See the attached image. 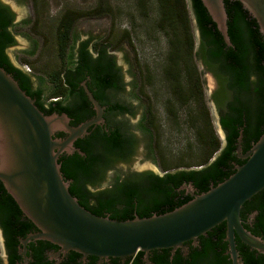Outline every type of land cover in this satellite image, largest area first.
Returning <instances> with one entry per match:
<instances>
[{
	"label": "trees",
	"instance_id": "obj_1",
	"mask_svg": "<svg viewBox=\"0 0 264 264\" xmlns=\"http://www.w3.org/2000/svg\"><path fill=\"white\" fill-rule=\"evenodd\" d=\"M139 3L141 7L145 6V0H139ZM224 3L228 16V35L232 46H227L223 42L215 23L211 20L201 0H190L203 39L201 48L206 51L204 57L210 67L213 66V63H218L220 66L218 69L226 70L227 73L230 72L229 75L231 76L229 77L233 80V85L238 84L239 87L248 88V95H251L252 101L257 104L256 110L263 109L264 112V41L262 35L255 19L239 1L224 0ZM157 4L159 6L158 26L163 30H168L171 34L168 65L164 73L170 81L172 93L174 96L182 98V88L186 80L190 89L192 86H196L198 97L201 99V83L196 67L192 62L195 46L194 37L190 30L187 1L157 0ZM108 13L107 2L99 0V3L90 10L80 12L67 9L61 14L56 28V43L58 55L63 61V65L60 69L48 74V79L52 83V91L48 96H45L44 90L41 87H34L30 75L23 69L16 67L6 53V48L15 43L14 35L10 30L14 25V15L8 6L0 2V66L18 81L20 87L28 95L35 99L40 110L45 114L65 112L71 118L70 124L72 125L87 120L91 113L89 112L91 103L84 93L74 103L67 101L76 90L79 81L87 77L89 79L86 85L100 104H108L110 109L116 112H129L130 109L127 105L121 104V101L113 100V93L122 90L124 83L121 71L114 57L108 51L111 47L108 37H104L92 45H90L89 40H82L75 50L68 52L73 42L74 25L79 19L100 17ZM123 36L122 41L125 40L133 49L126 31ZM183 50L191 60V65L182 59ZM249 53L252 55L251 66L246 62ZM237 64L238 66H236ZM251 69L258 75V80L250 85L247 79ZM244 108L249 111L248 108L250 107L246 105ZM151 113V108L148 105L141 121V131L150 136L155 134ZM238 116L236 112L233 118L224 121L225 126L230 127L229 142L210 162L209 159L213 157L212 155L221 145L220 140L213 135L208 120V132H200V130L197 132L198 141L204 149L205 156L196 166L206 164L202 168L189 166L172 170L161 161V167L164 171L162 176L150 172L145 176L143 173H126L122 176L116 175L109 186L99 188V185L104 181L106 172L112 169V163L126 159L130 155L133 137L127 136L123 132V128L116 126L111 137L108 138L106 133L97 127V124L90 126L88 133L74 143L84 154L63 153L59 158L60 169L63 177L71 180L70 193L78 199L83 207L96 215H108L112 219L125 220L133 218L134 215L148 217L152 214H161L191 199L189 197L178 198L176 188L183 182L192 181L195 187L206 191L208 188L206 184L209 179L218 178L219 180L214 183L216 185L230 175L225 168L227 161L234 157L235 143L241 131H238L239 128L235 126V123L240 122ZM261 123H264V115L258 121L256 129L261 128L259 126ZM124 126H126L125 123ZM244 130L241 131L242 135ZM248 134L242 138L253 139L252 142L260 136ZM57 136H63V133L60 132ZM137 175L141 177L136 178ZM262 200L264 201V199ZM20 216L23 217V214L18 205L0 182V227L8 244L14 242L15 234L19 232L17 226L21 223L19 222ZM25 219L28 220L26 217ZM223 234L221 233V235ZM207 244V242L203 243L204 253L202 252V255L206 254V250L211 251L209 244L208 246ZM204 247L208 249H204ZM156 251H160L162 254H159V257L154 254L151 259L153 263L169 264L167 257L171 253L169 252L170 249L153 250L154 253ZM175 251L174 256L181 259L180 251L178 249ZM70 252L73 261H64L61 264H79L74 259H77L80 254L75 251ZM189 255L193 257L194 261L199 259L200 249H191ZM88 257L91 260L87 264H95L97 258ZM173 262L174 264H182L177 259ZM0 264H2L1 257ZM101 264H144V261L142 252L138 251L134 256L128 257L125 262H121L118 258H110L108 262Z\"/></svg>",
	"mask_w": 264,
	"mask_h": 264
},
{
	"label": "water",
	"instance_id": "obj_2",
	"mask_svg": "<svg viewBox=\"0 0 264 264\" xmlns=\"http://www.w3.org/2000/svg\"><path fill=\"white\" fill-rule=\"evenodd\" d=\"M253 17L264 41V0H236ZM223 42L232 46L228 35L224 0H201ZM191 7V5H190ZM192 9V8H191ZM94 116L77 125L70 124L65 113L45 114L35 99L23 90L18 81L0 66V182L18 205L22 214L37 231L21 243L43 240L58 247L51 255L59 264L60 255L75 251L85 260L97 258L98 263L128 257L142 252L148 262L152 250L186 251L184 243L206 234L225 222V240L233 264L241 262L235 236L264 253V244L246 231L240 219L244 202L264 188V128L258 139L242 154L241 131L236 140L238 158L245 161L235 166L228 177L208 190L194 194L191 183L183 185L193 197L174 209L125 220L100 216L83 207L69 191L70 179H65L60 156L84 153L74 143L88 133V128L104 123L103 107L82 83ZM63 136H57L58 133ZM3 243L0 228V244Z\"/></svg>",
	"mask_w": 264,
	"mask_h": 264
},
{
	"label": "rangeland",
	"instance_id": "obj_3",
	"mask_svg": "<svg viewBox=\"0 0 264 264\" xmlns=\"http://www.w3.org/2000/svg\"><path fill=\"white\" fill-rule=\"evenodd\" d=\"M187 1L190 30L197 51L198 28L194 13ZM9 7L14 15L11 32L15 43L6 48L11 62L29 73L35 87H41L45 96L52 91L48 74L58 70L63 61L58 55L56 28L61 14L67 10L84 12L94 8L99 0H0ZM109 13L100 17L79 19L73 29V42L70 50H75L82 40L92 43L108 37L109 53L119 67L124 88L114 94V98L131 104L133 115L120 117L126 126H133L140 118V108L150 106L157 131L152 136L139 131L136 135V147L127 161H114L112 169L106 172L99 188L109 186L116 175L122 176L134 171L153 170L160 172L157 160L163 161L172 170L178 168H198L196 166L205 156L198 141L195 112L198 101L194 98L184 105L172 93L169 79L165 76L170 51V32L158 26L159 6L157 0H145L141 7L139 0H105ZM128 33L133 49L125 42L123 35ZM91 48V47H90ZM92 51V49H90ZM182 59L190 65V59L183 50ZM27 62V63H26ZM192 62L202 73L205 89V103L209 106L213 126L221 138L216 124L217 115L210 102L216 81L206 71L197 54ZM201 112V107H200ZM1 248V246H0ZM1 251V249H0Z\"/></svg>",
	"mask_w": 264,
	"mask_h": 264
},
{
	"label": "flooded vegetation",
	"instance_id": "obj_4",
	"mask_svg": "<svg viewBox=\"0 0 264 264\" xmlns=\"http://www.w3.org/2000/svg\"><path fill=\"white\" fill-rule=\"evenodd\" d=\"M196 21V19H195ZM197 28H198V35L197 36V41H198V47L197 51H195V55L199 57L201 63L206 67V71L210 72L213 76V78L216 81V85L214 90L211 93V104L214 108V111L217 115V120L216 124L219 127V131L221 133V138L218 137V132H216L214 128V124L212 122L211 115L213 112L210 111L209 106L206 105L205 103V89H204V80L202 78V73L197 70L196 72L199 75V80L201 83V93L202 97H198V93L196 91V86H192V89H190L188 81L185 80V84L182 88V98L176 97L181 103L186 105L190 99L194 98L196 101H198V107L197 111L195 112L196 115V120H194V124L197 123L198 119L201 120L202 125L198 128L197 132L200 130V132H208V123L207 120L209 121V126L210 129L213 132V135L217 136L218 139L220 140V147L219 149L212 155L209 159V162L213 160L216 155H218L225 146H227L229 140V128L226 127L224 124V121L230 118H233L236 114L238 113V117L240 119V122L235 123V126H237L239 129L238 131L244 130V133L242 136L245 134L249 133L248 135H260L262 133L264 123L259 124L261 127V131L259 132L260 129H256V126L258 125V121L261 120L263 117L264 113L263 109L256 110L257 104H255L252 101L251 95H248V88H243L239 87L238 84L233 85V80L229 76V73H227L226 70L218 69L220 66L218 63H213V66L210 67L206 59L204 57V54H206V51H204L201 47L203 45L202 42V36L198 27V23L196 21ZM194 46H195V41H194ZM195 49V48H194ZM227 55V54H225ZM249 57H247L246 62L249 66H251L252 62V55L251 53L248 54ZM238 66V64L236 65ZM238 68V67H236ZM232 73V72H231ZM30 75L29 73H27ZM234 75V73H232ZM248 81L250 82V85L256 80H258V75L255 73L254 70H250L248 73ZM31 78V76H30ZM88 77L85 78L84 80L82 79L79 81V85L76 87V90L72 93V95L69 96L68 100L70 103H74L77 98H80L81 94L84 93L86 95L82 83L87 87V81ZM32 81V79H31ZM33 83V82H32ZM34 85V84H33ZM35 87V86H34ZM253 89V85L251 86ZM250 87V88H251ZM88 88V87H87ZM89 90V89H88ZM90 91V90H89ZM172 91V90H171ZM91 92V91H90ZM113 93V100H116L114 98ZM87 98V95H86ZM120 102V101H119ZM263 102V101H262ZM121 104H125L128 106L130 109L129 112H116L115 110L110 109L108 104H100L103 107V113L102 117L104 119V123H100L97 125V127H100V129L106 133V136L108 138L111 137L112 132L115 130L116 126L123 128V132L127 136H132L133 137V145L131 146V154L134 153L135 147H136V135L135 133L137 131L143 133L141 131V121L143 118V115L146 113V109L148 107L147 104H144L142 108H140V118L138 121L131 127L129 126H124L123 122L120 121V117L127 116V115H133L132 107L131 104L129 103H123L120 102ZM249 105L250 108H248L249 111H247L244 106ZM252 105V106H250ZM200 107H201V112H200ZM206 109V112H205ZM89 118H91L94 114V109L92 105L89 106ZM152 112V110H151ZM152 114V126H153V131H157V126L155 124V119ZM261 114V116H259ZM88 118V119H89ZM87 119V120H88ZM199 122V121H198ZM256 132V133H255ZM259 132V133H257ZM253 139H243L241 140V147H242V154H244L250 147V144L252 143ZM236 145V143H235ZM234 157L227 161L226 163V171L228 174H232L235 170V166L238 164H242L245 160L243 158H238L237 153H236V146L234 148ZM130 155L126 159H122V161H127L130 157ZM157 167L159 168L160 172H155L153 170H144V171H134L137 174L143 173L147 175L149 172L154 173L157 175L162 176L164 174V171L162 170V165L159 160L155 161ZM208 162V163H209ZM206 166L205 165H200V168ZM141 176L137 175L136 178H140ZM219 179H209L206 186L209 188L211 185H214L216 181ZM189 183L192 184L193 186V193L194 194H199L204 192L205 190H201L198 187H195L192 183V181H186L180 184L176 190L178 193V198L184 199L186 197L192 198L193 194L188 192L186 188H183V185H188ZM207 188V190H208ZM264 188L256 193L254 196H252L249 200L244 202L240 209V219L243 227L245 228L246 231L250 232L253 236L258 238L263 244H264ZM20 224H18L17 229H19V232L15 234V239L14 242L11 244L6 243V240L4 239L3 232H2V237H3V243L0 244L1 246V251H0V257L2 258V264H55V260L51 259V255L54 254L57 250L58 247L56 245H53L52 243L48 241H43V240H30L28 241L25 245L21 243L22 239H25L30 233H34L37 231V227L32 223L29 222L28 220L25 219V216L23 215L20 216L19 218ZM1 228V227H0ZM224 228V229H223ZM2 230V229H1ZM225 230H226V225L225 222H221L211 228L206 234L200 235L196 239V243L193 244L192 241H186L184 243L186 247V251H180V254L182 256L181 259H178V256H174V253H170V255L167 257L169 258V264H174L173 260H178L182 264H233V260L228 252V242L225 240ZM221 233H224L221 235ZM207 242L209 244V248L211 251L206 250V254L202 255L201 253L203 252V243ZM207 244V246H208ZM235 244H236V250L238 252V257L240 258L241 262L239 264H264V253L260 252L259 250L247 245L246 243L242 242L238 236H235ZM191 249H200V258L195 260L193 259L192 256H190V251ZM204 249H208L204 247ZM170 252V251H169ZM204 253V252H203ZM71 252H67L64 255H60V262L61 264L64 261H73L71 259ZM154 254L159 257V254H162L160 251H156L155 253L152 251L149 252L148 254V262L144 261V264H154L153 261L151 260L152 257H154ZM189 255V256H188ZM151 257V258H150ZM90 258L87 257L85 260L81 259V255L78 256L77 259H74V261L78 262L79 264H87L90 262ZM95 264H101L98 263V261L95 259Z\"/></svg>",
	"mask_w": 264,
	"mask_h": 264
}]
</instances>
